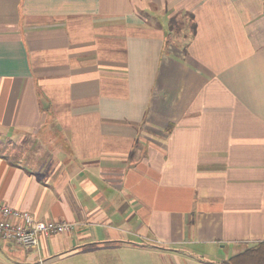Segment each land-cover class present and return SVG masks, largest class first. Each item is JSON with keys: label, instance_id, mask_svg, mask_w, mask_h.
Returning <instances> with one entry per match:
<instances>
[{"label": "crops", "instance_id": "1", "mask_svg": "<svg viewBox=\"0 0 264 264\" xmlns=\"http://www.w3.org/2000/svg\"><path fill=\"white\" fill-rule=\"evenodd\" d=\"M0 147V202L76 224L44 264L264 242V0H0Z\"/></svg>", "mask_w": 264, "mask_h": 264}, {"label": "built area", "instance_id": "2", "mask_svg": "<svg viewBox=\"0 0 264 264\" xmlns=\"http://www.w3.org/2000/svg\"><path fill=\"white\" fill-rule=\"evenodd\" d=\"M75 225L69 222L40 220L30 212L14 209L0 202V243L35 253L38 255L39 264L45 263L40 256L42 238L70 234Z\"/></svg>", "mask_w": 264, "mask_h": 264}, {"label": "rangeland", "instance_id": "3", "mask_svg": "<svg viewBox=\"0 0 264 264\" xmlns=\"http://www.w3.org/2000/svg\"><path fill=\"white\" fill-rule=\"evenodd\" d=\"M184 23L181 22V19L177 20L173 25L174 28L176 26L177 30H182L184 28ZM4 148L6 147L3 146ZM29 148L30 145L26 146ZM4 148L0 147V150ZM241 252H244V248L241 249ZM230 259L223 264H230ZM62 264H160L159 262H155L153 260H148L146 258H141L136 256L131 252H118L114 254V252H106V253H97L89 256H84L77 258L71 262H64Z\"/></svg>", "mask_w": 264, "mask_h": 264}, {"label": "trees", "instance_id": "4", "mask_svg": "<svg viewBox=\"0 0 264 264\" xmlns=\"http://www.w3.org/2000/svg\"><path fill=\"white\" fill-rule=\"evenodd\" d=\"M230 264H264V242L253 245L230 258Z\"/></svg>", "mask_w": 264, "mask_h": 264}]
</instances>
